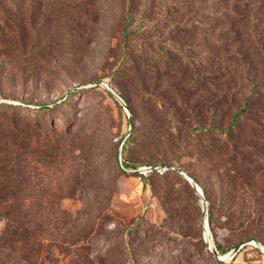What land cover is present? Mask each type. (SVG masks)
<instances>
[{"label":"rangeland","instance_id":"1","mask_svg":"<svg viewBox=\"0 0 264 264\" xmlns=\"http://www.w3.org/2000/svg\"><path fill=\"white\" fill-rule=\"evenodd\" d=\"M7 8L18 30L6 27L8 44H0V103L52 108L45 115L52 128L50 119L38 122L30 110H23L30 117H19L17 123L38 154L49 150L56 155L35 161V184L26 193L33 205L27 212L37 227L38 264H212L216 257L205 239L207 216L215 245L229 249L253 235L264 246V61L252 54L256 39L264 41V0H12ZM128 8L134 21L127 27L126 49ZM241 23L248 30L239 32ZM140 33L156 45L164 40L167 51L177 47L184 61L201 66L209 77L218 43L227 56L234 55L230 47L241 48V56L230 63L247 80L224 81V114L207 109L203 115L209 126L218 122L229 141L216 133L202 137L188 126L182 135L200 141L179 144L178 165L196 176L215 202L214 225L205 195L206 201L196 192L197 200L171 176L144 180L136 174L142 167L119 168L120 146L134 129L128 159L161 167L167 165L160 162L170 160V144L152 140L154 123L141 101L134 99L132 109L127 104L133 117L127 136L125 107L103 91L104 83L117 93L119 85L123 88L115 70L140 48ZM210 97L205 90V98ZM171 186L183 192L184 209L169 218L163 198ZM186 233L195 237L190 240ZM254 248L245 245L231 261L264 264V253Z\"/></svg>","mask_w":264,"mask_h":264},{"label":"trees","instance_id":"2","mask_svg":"<svg viewBox=\"0 0 264 264\" xmlns=\"http://www.w3.org/2000/svg\"><path fill=\"white\" fill-rule=\"evenodd\" d=\"M10 1L12 2V0H0V44L3 45L8 44L5 32L6 27H10L14 31L18 30L17 23L11 21L12 17L7 12ZM128 1L132 3V0ZM13 5L15 6L14 3ZM126 18L129 21L124 28L123 47L127 49L128 33L126 31L127 27L134 21L133 12L131 13L129 8ZM178 26L176 32L180 33ZM144 27L145 25L142 24V28ZM238 30L239 32H243L248 30V26L245 23H241ZM139 38H141L140 48H136V51L134 49L131 50L126 61L116 67L115 74L124 82L123 88L119 85L120 90L118 93L130 109H132L131 102L134 99L141 101L146 116L150 117L154 123L152 125V140H159L166 146L170 144L166 152L170 160H163L160 162V165H177L180 170L186 171L197 182L210 202V222L214 225L215 202L213 203L211 199L209 189L202 185L199 179L189 173L184 166L178 165L182 152L179 149V144L183 140L200 141L199 137L195 139V137H190V134L187 136L182 135L189 127L192 131L198 132L199 135L202 134V137L207 134L216 133L225 141H229L228 135L225 131H222L219 123L212 121L210 124L213 123V125L209 126L207 125L206 117H203V115L205 111H208L207 109L211 110V112L216 109L218 114L220 111L222 115L224 114V110L222 109L225 97V89L222 87L224 81L244 83L247 80L246 76L242 72L238 73L230 63L235 61L237 56H241V48L237 45L230 47L234 55L227 56L223 53L225 47L222 50L220 43H218L216 49H213L212 58L215 67L210 72L209 77L207 72H201V66L195 67L193 63L184 61L186 55L177 47L174 46V50L169 49L170 51H167L164 47L165 45L163 46L164 40L156 45L151 41L150 36H147L145 33H140ZM235 42L232 41L233 44ZM243 44H240V46L242 47ZM253 46L256 47V50L252 54L255 56L260 55L259 58H263L262 60L264 61V41L261 42L259 39H256ZM248 47L251 48V46ZM214 61H217V65ZM208 78L210 79L211 87L213 85V93H211V89L210 92L207 90ZM164 81H167V83L171 82V84L165 88L162 86ZM99 87L100 85H97L93 88ZM205 90L211 96L209 99L205 98ZM103 91L108 96H112L108 90L104 89ZM168 91H171L170 97L167 95ZM63 103L61 102L55 107H59ZM246 106L245 104L242 110L246 109ZM51 109L46 105L31 108L28 103L24 102L19 104L0 103V170L3 172V181L0 183V194H2L0 195V264H38L37 227L34 220L30 217L32 213L27 212L28 207L30 208L28 209L29 211L33 210V205H28L26 193L35 184V177L32 173L35 161L44 157V160L40 162H45V159H53L56 155L49 150H44L39 155L30 137L17 127V123L19 122V117H30L29 114L25 115L23 110H30L31 116L38 122L45 118L50 119L51 123L52 119L50 115L49 117H45ZM239 112L242 113L243 111ZM238 115L239 113H236L233 116V121L236 120ZM49 127L52 128L54 126L51 123ZM136 131L137 129H134L123 144L122 151L123 154L125 153V157L121 159L119 166L122 172L136 171L141 167H155L159 165L157 162L150 160L134 163L128 159L126 152H128V155L131 152V145L134 144L133 140H131V135ZM209 151L207 150L208 155ZM44 164L46 165V163ZM136 174L144 180L155 175H161L164 178L168 176L174 177L187 190L191 191L197 200L200 199L191 183L177 170L165 171L163 173L153 170L145 175L136 171ZM34 187L33 189L36 191L37 187L36 189ZM163 199L164 203L166 202L168 206L166 212H168L169 218L177 216V213L184 209L181 206V202L184 199L183 192L175 186L166 189ZM33 202L35 203V201ZM128 229L131 230V228ZM145 233L148 234L147 231ZM184 237L191 240L195 236L191 233H186ZM249 238H255L256 241L262 243L256 236L252 235ZM199 240L203 242L202 239ZM83 242L85 241L83 240ZM216 245L218 251L222 255H225L230 248H234L238 244L232 245L229 249H223L219 243H216ZM254 250L258 251L256 248ZM208 253L211 254L209 251ZM183 258L181 256V260ZM212 264L234 263L232 261L224 263V261L215 258Z\"/></svg>","mask_w":264,"mask_h":264},{"label":"water","instance_id":"3","mask_svg":"<svg viewBox=\"0 0 264 264\" xmlns=\"http://www.w3.org/2000/svg\"><path fill=\"white\" fill-rule=\"evenodd\" d=\"M106 89L125 107L128 116H129V120H130V129L129 132L127 134V136L130 134L132 128H133V117L127 107V103L125 102V100L115 91L113 90L111 87H109L108 84L104 83L103 84ZM14 103H16L14 101ZM126 139V137H125ZM125 139L123 140L121 146H120V163H121V152H122V147L123 144L125 142ZM147 171H153V170H160V169H174L179 171L182 175L185 176V178L191 183V185L193 186V188L195 189V191L205 200L204 197V193L202 188L197 184V182L184 170H180L179 168L173 167V166H167V167H161V166H150V167H146L145 168ZM140 171V170H138ZM206 205H207V211L209 210V206L208 203L206 201ZM205 239L206 242L208 243L209 249L213 252L214 256L216 258H218L219 260L224 261L225 259L228 260V262L231 261V259H233L236 254L241 250L242 247H244L245 245H254L255 247H257L261 252L264 253V246L262 244H260L258 241H256L255 239H247L242 241L241 243H239L237 246H235L231 251H229L226 255V258H221V254L218 251L213 239H212V235H211V231H210V226H209V216H207L206 221H205Z\"/></svg>","mask_w":264,"mask_h":264},{"label":"built area","instance_id":"4","mask_svg":"<svg viewBox=\"0 0 264 264\" xmlns=\"http://www.w3.org/2000/svg\"><path fill=\"white\" fill-rule=\"evenodd\" d=\"M146 167H142V169H141V171L140 172H143V173H145L146 174V169H145Z\"/></svg>","mask_w":264,"mask_h":264},{"label":"bare ground","instance_id":"5","mask_svg":"<svg viewBox=\"0 0 264 264\" xmlns=\"http://www.w3.org/2000/svg\"><path fill=\"white\" fill-rule=\"evenodd\" d=\"M226 255H227V254H225V255H222V254H221V258H223V259L226 258Z\"/></svg>","mask_w":264,"mask_h":264}]
</instances>
